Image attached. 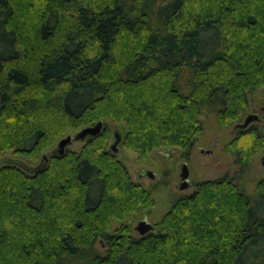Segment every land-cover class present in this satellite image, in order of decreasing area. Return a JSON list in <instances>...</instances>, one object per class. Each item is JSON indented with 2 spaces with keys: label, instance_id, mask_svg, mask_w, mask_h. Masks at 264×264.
<instances>
[{
  "label": "trees",
  "instance_id": "1",
  "mask_svg": "<svg viewBox=\"0 0 264 264\" xmlns=\"http://www.w3.org/2000/svg\"><path fill=\"white\" fill-rule=\"evenodd\" d=\"M260 87L264 0H0V155L39 160L0 166V264H264V179L197 180L140 234L152 189L106 145L121 122L140 161L187 159L206 118L243 174L264 133L233 125Z\"/></svg>",
  "mask_w": 264,
  "mask_h": 264
},
{
  "label": "rangeland",
  "instance_id": "2",
  "mask_svg": "<svg viewBox=\"0 0 264 264\" xmlns=\"http://www.w3.org/2000/svg\"><path fill=\"white\" fill-rule=\"evenodd\" d=\"M259 100H264V87H260L254 92L250 102V109L241 117V120H239L238 123L241 122L248 113L261 114L259 110L263 104H259ZM252 109L255 111H252ZM203 120V134L195 144L196 146L191 149L187 159L178 157L176 155V151L172 150V152L169 154H165L164 152L160 151L153 152L148 156L146 161H140L137 159L136 154L124 150L121 148L118 142L115 144L114 152L116 157L123 161V163L126 165L131 179L148 189H152L151 195L153 197V206L151 207L150 214L144 218L147 223L153 224V222H155L164 212L169 202L178 195L190 192L193 188V183L197 180L211 179L226 174L227 176L231 177L234 182L241 189H243V191L250 193L253 189L254 183L259 179H264V166L259 162V158L262 154H264V151H257L252 157L245 172L240 174L237 171V166L233 163V157L229 153L222 150V145L224 142L233 136L231 126L223 131L213 130L209 127L211 120H207L206 118H203ZM249 124L256 125L258 129L264 133L263 118H257V120L251 121ZM108 126L110 135L106 143L107 146L113 141L112 132L114 130H119L122 133L124 129L121 122H108ZM67 135L71 136L72 133L69 132ZM65 136L66 135L62 136L61 138ZM82 141L83 140L79 139L71 140L64 145V148L78 151L83 143ZM57 142H55L53 146L55 149ZM45 153L46 151L42 153L41 156L45 157ZM38 162L39 160H37L35 163H29L26 160L11 154L10 152H5L0 155V166L11 163L23 168H34ZM182 162L185 163L188 172L186 180L187 186L185 188L179 189L178 184L181 181L179 178V172L180 164ZM140 168L150 170L153 173V177L149 178L144 175L138 176L136 174V170ZM152 186L154 188H151ZM118 199L119 195L116 196L115 199H110L109 201L111 204H115L117 201L119 202ZM139 219L141 218L139 217L134 219L131 222V226L134 227L136 223L140 221ZM132 232L133 234H136L133 230ZM204 235L208 236L209 232L205 233ZM215 235L214 237L218 238V230L215 231ZM210 240L214 243L217 241L216 239L212 238H210ZM95 246L98 248V250L102 249V246L99 245L98 242L95 243Z\"/></svg>",
  "mask_w": 264,
  "mask_h": 264
},
{
  "label": "water",
  "instance_id": "3",
  "mask_svg": "<svg viewBox=\"0 0 264 264\" xmlns=\"http://www.w3.org/2000/svg\"><path fill=\"white\" fill-rule=\"evenodd\" d=\"M257 119V115L255 113H248L241 122L236 123L233 125V128H238V129H242L245 128L246 125ZM102 122L101 121H97L95 122L93 125L91 126H86L81 128L79 131H77L76 133H74L72 136L70 135H66L65 137L61 138L58 140L57 145H56V151L58 153L63 151L64 145L67 144L68 142H70L72 139H76V138H80L85 136L86 134L92 135L95 134L101 127ZM114 139L112 141V143L109 145L110 148L115 151V144L117 143V141L119 140V135L114 132L113 133ZM259 162L261 165L264 166V154H262L259 158ZM136 174L138 176L144 175L147 176L149 178L153 177V173L148 170V169H144V168H140L136 170ZM187 168L184 162H182L180 164V172H179V178H180V182L178 184V188L182 189L185 188L187 186L186 184V180H187ZM151 227V225L149 223H147L145 221V219H141L140 221H138L135 225V229L141 234L143 232H145L147 229H149Z\"/></svg>",
  "mask_w": 264,
  "mask_h": 264
}]
</instances>
